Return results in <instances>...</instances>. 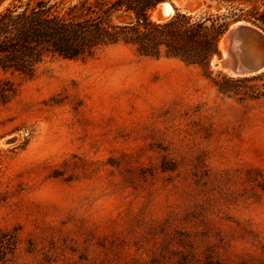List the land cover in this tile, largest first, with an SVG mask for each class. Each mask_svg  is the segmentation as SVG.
Here are the masks:
<instances>
[{
    "label": "clouds",
    "instance_id": "obj_1",
    "mask_svg": "<svg viewBox=\"0 0 264 264\" xmlns=\"http://www.w3.org/2000/svg\"><path fill=\"white\" fill-rule=\"evenodd\" d=\"M24 63L0 104L29 133L0 146V264H264V80L222 88L122 37Z\"/></svg>",
    "mask_w": 264,
    "mask_h": 264
},
{
    "label": "trees",
    "instance_id": "obj_2",
    "mask_svg": "<svg viewBox=\"0 0 264 264\" xmlns=\"http://www.w3.org/2000/svg\"><path fill=\"white\" fill-rule=\"evenodd\" d=\"M21 1L0 12L1 72L30 75L26 73L24 62L35 53L72 55L81 43L89 40L122 37L139 43L145 51L166 44L172 52L193 55L208 76L212 59L220 56L219 40L231 21L245 20L264 31V13L255 10L242 13L240 9L234 14L232 5L236 0H225L230 5L228 13L194 16L176 12L164 22L152 21L150 12L158 3L170 0H94L97 10H90L89 15L81 18L56 15L43 0H36L34 5L30 2L22 5ZM76 7L72 6L68 12ZM115 14L118 19L127 16L129 21L115 22L112 19ZM217 76L224 82L229 80L220 73ZM9 91L12 90L8 85L0 83V98ZM0 244L9 250L10 235L0 234Z\"/></svg>",
    "mask_w": 264,
    "mask_h": 264
},
{
    "label": "rangeland",
    "instance_id": "obj_3",
    "mask_svg": "<svg viewBox=\"0 0 264 264\" xmlns=\"http://www.w3.org/2000/svg\"><path fill=\"white\" fill-rule=\"evenodd\" d=\"M36 0H22L20 3L23 5L26 2H30V5H34ZM48 2V5L51 6V12L64 17H72V18H81L86 15L90 14V10L96 11L97 7L94 3V0H43ZM170 2L173 4L176 12L185 13L189 15L194 16H200L203 14H224L228 13L230 11V5L225 2V0H170ZM18 3V0H8L6 5L0 10L2 12L4 9L9 8L15 4ZM239 3H242L239 5ZM76 5L77 7L73 9L71 12H68L69 8ZM232 9L234 10V14H238L240 9H242V13H247L252 10H255L258 13H264V0H236L233 5ZM150 12V16H151ZM112 19L115 22L123 21H129V18L127 16H121V18H116V14L113 15ZM152 20V19H151ZM241 21V19H236L234 21H231L229 26L236 22ZM245 21V20H242ZM247 22V21H246ZM251 24V23H250ZM228 26V27H229ZM259 28V27H258ZM220 43V42H219ZM220 50V49H219ZM215 60L210 63V71L211 74L208 75L209 78L213 79L217 83H219L222 88H232V87H238V88H252L257 83H259L261 80H264V72L253 76L255 79H251L250 77H247L249 80L247 81H235L236 78L228 77V75L225 71H222L220 66L218 65V59L214 57ZM217 73H220L221 75L225 76L227 79H229L227 82H224L221 79V76H217ZM14 73L11 72H1L0 71V83H5L10 87L12 91H9L8 93H11L12 95H15L14 89L12 87V84L10 82L11 77ZM261 86H264V84H261ZM9 100V96L5 95V97L0 98V104H6ZM42 104L46 102H41ZM11 121H0V146L8 147L10 146L14 140H19L21 138L26 139L29 135L28 130L24 128L23 126H20L19 131L17 128H9L8 124ZM22 146V145H21ZM155 147L159 148V145H156ZM151 150V146H150ZM109 163H113V161L109 160ZM164 167L170 168L173 167L172 165L165 164ZM147 172V174L151 175V169H142L140 170V174L144 175V173ZM20 228L17 226L13 229V233L16 231H19ZM8 234V233H7ZM177 237H187L186 233L177 231L175 233ZM10 241L12 246H14V238L10 236ZM178 245L183 246L184 241L182 239L177 240ZM29 247H31V241H28ZM10 247V249L12 248ZM189 248H191V244L188 245ZM9 249V250H10ZM74 251V250H73ZM173 256L180 255V253L173 252ZM80 259H85V257L81 256ZM151 264H157V261L153 260L151 261ZM178 264H189V257L188 256H180V260L178 261ZM205 264H211L210 257H205Z\"/></svg>",
    "mask_w": 264,
    "mask_h": 264
},
{
    "label": "water",
    "instance_id": "obj_4",
    "mask_svg": "<svg viewBox=\"0 0 264 264\" xmlns=\"http://www.w3.org/2000/svg\"><path fill=\"white\" fill-rule=\"evenodd\" d=\"M7 0H0V8ZM165 6L170 10L167 15ZM158 22H164L176 13L170 1L158 3L151 11ZM119 22H122L119 20ZM223 42L218 65L231 78H247L264 72V31L246 21L232 23L221 36ZM215 58L212 59L214 61ZM211 61V62H212Z\"/></svg>",
    "mask_w": 264,
    "mask_h": 264
},
{
    "label": "bare ground",
    "instance_id": "obj_5",
    "mask_svg": "<svg viewBox=\"0 0 264 264\" xmlns=\"http://www.w3.org/2000/svg\"><path fill=\"white\" fill-rule=\"evenodd\" d=\"M7 2H8V0L5 3H3L0 10L6 5ZM165 8H166L167 14H169L167 16L170 17V10H169L168 6H165ZM151 19H152V21L158 22L154 13L151 14ZM219 49L220 50L223 49V42L222 41H220V43H219Z\"/></svg>",
    "mask_w": 264,
    "mask_h": 264
}]
</instances>
